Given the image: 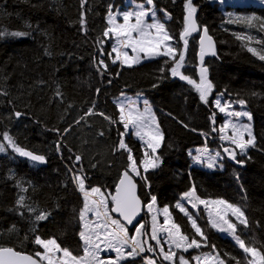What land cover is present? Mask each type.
<instances>
[{
  "label": "trees",
  "instance_id": "1",
  "mask_svg": "<svg viewBox=\"0 0 264 264\" xmlns=\"http://www.w3.org/2000/svg\"><path fill=\"white\" fill-rule=\"evenodd\" d=\"M128 1L146 3V0H87L82 7L81 0H0V32L4 33L0 36V92L7 93L0 95V134L8 131L20 146L46 158L40 164L22 158L11 148L0 152V246L34 255L36 251L42 252L33 242L35 235H40L43 239L55 238L62 247L82 254L78 234L83 199L73 183V172L88 178L86 189L98 186L105 195L114 194L116 184L129 166L128 151L113 150L123 132L115 101L121 95H141L155 108L164 136L158 150L162 164L146 173L150 187L136 180L142 203L147 205L151 195H155L157 207L169 206L182 232L198 240L187 218L174 207L182 193L195 185L202 199L222 198L241 205L249 219V228L240 225L238 234L247 244L264 251V60L248 51L253 47L264 54L261 27L264 10L252 5L226 6L225 14L211 0H193L198 8L200 31L207 26L216 45V55L204 62L214 84L209 103L204 104L192 85L171 77L167 71L163 74L165 78L158 80L167 58L120 68L108 55L110 44L97 42L108 26L109 6L112 12L121 11ZM153 6L161 13L166 10L170 14L166 27L182 48L179 33L183 28L184 0H154ZM82 12L86 31L79 23ZM248 16L257 19L251 25L237 20ZM17 31L27 35H11ZM198 39L199 35L189 37L182 69L197 82ZM100 59L108 65L106 72L102 68L97 71ZM157 83L159 86L153 87ZM57 91L60 96L56 95ZM221 93L230 103L246 101L244 106L252 115L258 147L249 149L247 156L237 157L245 160L244 166L225 161L224 170L205 171L191 166L188 153L217 141L222 117L215 112L213 103ZM90 108L94 114L86 115ZM16 111L22 113L19 118L14 115ZM213 113L215 124L209 119ZM214 127L217 131H212ZM125 143L139 163L142 158L139 144L132 138H127ZM76 155L82 157L79 163L75 162ZM18 182L28 188L26 193ZM19 195H25L34 207L50 210L52 215L46 221L33 222L27 212L22 218L10 211ZM199 215L209 248L213 250L214 245L226 264L237 261L246 264L239 246L211 230L203 214L199 212ZM13 225L15 230L9 231ZM183 256L192 264L189 255ZM145 257L164 264L155 253L146 251ZM124 264L143 262L135 258Z\"/></svg>",
  "mask_w": 264,
  "mask_h": 264
},
{
  "label": "snow or ice",
  "instance_id": "2",
  "mask_svg": "<svg viewBox=\"0 0 264 264\" xmlns=\"http://www.w3.org/2000/svg\"><path fill=\"white\" fill-rule=\"evenodd\" d=\"M86 2L87 0H81V6L83 7ZM153 4L154 0H146V5H141L139 10L124 12L122 14V23L118 22L116 15L111 11L112 6L110 5L107 17L108 26L104 29L102 37L97 38V42L103 45L106 40H114L112 52L115 53V58L112 62L116 63L119 61L122 65H127L128 67L139 64L142 58L166 57L165 66L159 70L161 76L158 80H163L165 78L163 74L167 71L171 77H178L180 80L192 85L199 94L200 101L208 104L209 97L213 93L214 84L209 78V69L204 65V60L208 54L215 56L216 51L213 37L209 35L207 26L203 27L199 38V82L189 75H185L182 71L186 64L189 37L193 33L200 31L197 21V6L193 3V0H184L183 28L179 33V41L183 44L181 48L176 42L174 34L166 27V23L161 22L157 18L154 7H148L153 6ZM162 11L165 13V20H170V14L166 10ZM149 16L152 17L151 23L146 20ZM256 19L257 17L255 16L237 18L238 21L249 25ZM79 23L82 30L86 31V20L83 12ZM261 27L264 28V23L261 24ZM2 35L4 33L0 32V36ZM11 35L24 36L27 33L17 31L12 32ZM237 38L239 39L240 37ZM129 49L131 50V55L127 51ZM248 51L253 55H258L260 60H264V54L258 53L255 48L249 47ZM104 54L101 48L100 55L103 56ZM141 54H143V57ZM108 55L111 56V53H108ZM97 63V71H100L101 68L104 72L107 71L108 65L103 59L98 60ZM104 72H101V75ZM158 86V83L153 85V87ZM99 91L97 89V93ZM0 95H7V93L0 92ZM56 95L60 96L61 94L57 91ZM220 96H223V93ZM220 96L214 101V107L219 112L225 113L228 117H235L237 120L241 117H247L249 121L252 120L251 114L247 111H230L231 103L222 102ZM143 103V109L136 106L134 101H128V103L120 102L117 105L119 123L123 125L125 131L120 133L119 144L113 150L128 151L130 163L116 184L114 194L105 195L98 186L86 189L85 181L88 178L79 172H73V183L77 186L78 191L84 195V205L79 211L81 230L78 234L83 242V254H74L69 248L62 247L55 238L43 239L40 235H35L33 242L43 249L42 252L36 251L34 255H29L18 251L14 247L0 246V264H120L122 260L127 258L134 259L146 251L157 254L164 261L170 262V264H176L177 259L179 264H190L189 260L176 250L187 252L192 248L200 249L202 243L204 246L207 245V235L201 226L198 225L193 214H190L185 206V201L193 209H196L197 205L204 206L208 213L209 225L220 232H229L244 253L251 257L247 264H264V251L247 244L238 234L240 225H243L245 229L249 228V219L245 214L244 208L222 198L215 200L202 199L198 195L195 185L182 193L181 199L176 202L174 207L188 218L195 235L200 237L199 240L182 232L181 225L173 220L169 206L166 205L162 209L157 207V197L155 195H151L150 201L145 205L148 212L152 214L150 234L145 223L134 225L136 234H129L127 225H133V221L142 210V202L137 195V184L134 177H141L145 184L150 187L146 173L149 170L155 171L162 164V157L158 154V149L162 147L164 136L148 101L144 100ZM238 103L243 106L246 101L241 99ZM88 114H94L93 108L88 110L86 115ZM14 115L19 118L22 113L16 111ZM99 115L104 116V119L109 120L111 123H116L115 120L104 113H99ZM209 119L215 124V113ZM76 123L78 124L80 121H76ZM184 126L188 127V125ZM129 130H133L134 134L147 145V149L151 150L149 152L145 149L144 158L139 163L134 159L131 149L128 148L123 138ZM229 130H231V134H229ZM56 131L59 133L58 129ZM64 131L68 132L69 129ZM212 131H217V129L214 127ZM219 133L221 141H226L229 145L234 146L224 147L223 152L241 166H244L245 160L237 159V157L247 156L250 148L258 147L250 123H234L232 119H228L219 127ZM201 134L207 135L206 133ZM0 135H2L0 152H5L6 148H11L12 151L18 153L21 157H27L33 162H46L44 155L26 150L25 147L17 143L8 131H4ZM100 135H103V132ZM60 147L61 145L58 143V151ZM189 155L194 164H201L209 169L217 166L223 167L222 163H220L223 159L221 153H211L206 145L203 148H198L195 155L191 152ZM81 160L82 157L80 155L75 156L76 163ZM141 168L144 175L140 171ZM69 170L72 171V169ZM18 186L21 187L22 192L26 193L28 191V188L19 185V182ZM241 191H245L243 187H241ZM9 210L17 212L22 218L27 212L33 222L46 221L52 215L50 210L34 207L28 202V198L25 195H19L15 201V207ZM112 213L118 214V217H113ZM160 215L163 216V223L158 219ZM14 230L15 225L9 229V231ZM32 231L35 233V229ZM25 239H29L28 235L25 236ZM150 241H155V246ZM165 244L168 245L167 250H165ZM212 247L213 251H215V246L213 245ZM157 248L159 249L158 253H156ZM104 250L114 251L116 253L115 259H103L101 252ZM144 259L145 264H159L156 259L149 257H144ZM193 259L197 261V264H201V261H203V264H226V261L221 259L219 255L205 254L203 257H193ZM232 259H235V257H232ZM237 264H240V262L237 261Z\"/></svg>",
  "mask_w": 264,
  "mask_h": 264
},
{
  "label": "rangeland",
  "instance_id": "3",
  "mask_svg": "<svg viewBox=\"0 0 264 264\" xmlns=\"http://www.w3.org/2000/svg\"><path fill=\"white\" fill-rule=\"evenodd\" d=\"M211 2L213 3H216L217 5H218V7H219V9L220 10H222L225 14H226V10H225V7L226 6H231V7H235V6H240V5H245V6H255V7H258V8H262L263 10H264V0H211ZM141 5H146V3L145 4H135V3H133V2H131V1H128L127 2V5L125 6V9L124 10H121V11H116V12H112L114 15H116V17H117V20H118V22H120V23H122L123 22V19H122V14L124 13V12H127V11H136V10H139V7L141 6ZM148 7H154V6H148ZM154 10L156 11V14H157V18L161 21V22H165L166 23V20H165V14H163V13H161V12H159V11H157L155 8H154ZM146 20H147V22L148 23H151L152 22V17L151 16H149V17H147L146 18ZM109 44H110V53H111V59L113 60L114 58H115V53H113L112 52V47H113V44L115 43V41L114 40H106ZM127 51H129V54L131 55L132 53H131V50L129 49V50H127ZM141 56L143 57V54H141ZM158 58H164V57H155V58H142L141 59V62L139 63V64H141V63H143V62H147V61H151V60H154V59H158ZM166 58V57H165ZM120 67H128L127 65H122L119 61H117L116 62ZM139 64H134L133 66H136V65H139ZM218 96H220V95H218ZM217 96V97H218ZM216 97V98H217ZM215 98V99H216ZM220 99L222 100V102H228V101H226V100H224V98H223V96H220ZM144 100H146L143 96H141V95H137V96H130V95H121L120 97H118V99H116V101H115V104H116V106L118 105V103H120V102H123V103H128V101H134L135 103H136V106H138L139 108H141V109H143V107H144ZM149 103V102H148ZM150 105V104H149ZM213 105H214V103H213ZM151 106V109H152V112L154 113V115H155V117H156V122L158 123V125H159V122H158V118H157V114H156V111H155V108L152 106V105H150ZM118 108V107H117ZM214 109H215V112L218 114V115H220L221 117H222V123L220 124V126L226 121V120H228V119H232V121L234 122V123H250L251 124V126H252V120L251 121H249L248 119H247V117H241V118H239L238 120L235 118V117H228L225 113H221V112H219V110L218 109H216L215 107H214ZM119 111V110H118ZM230 111H233V112H244V111H247L242 105H240V104H231V109H230ZM248 112V111H247ZM120 125H121V127H122V130H123V132L125 131L124 130V127H123V125L121 124V123H119ZM219 126V127H220ZM229 134H231V130H229ZM220 133H219V128H218V137H217V141H214L213 142V144L214 145H212V146H209V145H207V144H205L207 147H208V149H209V151L211 152V153H215V152H220L221 153V155H222V157H223V159L220 161V163H222V165H223V167H220V166H217V167H215V168H213V169H209V168H207V167H205V166H203V165H201V164H194L193 163V161H192V158H191V156L189 155V153L191 152L193 155H195L196 154V150L198 149V148H196V149H191L190 151H189V153H188V156H189V159L191 160V166H193V167H197V168H200V169H203V170H205V171H222V170H224V161L226 160V158H228V156H227V154H226V156H224V154H223V148L224 147H234V146H232V145H229L228 144V142H226V141H221L220 140ZM124 141L126 142V139L127 138H132L134 141H136L138 144H139V146H140V150H141V154H142V158H141V160L144 158V154H145V149H147V145L144 143V141H142L139 137H137L135 134H134V131L133 130H129L125 135H124ZM205 141H207V139H204ZM214 140V139H213ZM204 145V146H205ZM203 146V147H204ZM203 147H201V148H203ZM149 152L151 151L150 149H147ZM126 151V150H125ZM237 151H239L238 149H237ZM249 151V150H248ZM130 163V162H129ZM140 171H141V173H142V175H144V173H143V169L141 168L140 169ZM149 171H151V170H149ZM134 179L135 180H138L139 182H145L141 177H139V176H136V177H134ZM75 185V184H74ZM75 188H76V190H77V192L81 195V197H82V199H83V205H84V195H83V193H81L80 191H78V189H77V186L75 185ZM180 199H181V197H180ZM179 199V200H180ZM185 203V206L187 207V209L189 210V212H190V214H193V216H194V218L197 220V223H198V225L200 226V223H199V220H198V217L197 216H200L199 215V212H201L203 215V217H205L204 219L206 220V222H207V225H208V227L211 229V230H213L215 233H218L220 236H222V237H225V238H228L229 240H231L233 243H235L236 245H238V243L236 242V240L234 239V237L229 233V232H220V231H218L217 229H214V228H212L210 225H209V223H208V213H207V210L204 208V206L203 205H197V208L196 209H193L192 207H191V205L190 204H188L187 203V201H185L184 202ZM159 209H162V208H159ZM178 210V209H177ZM179 211V210H178ZM180 212V211H179ZM184 217H186L182 212H180ZM144 215H145V220L146 221H144V222H141V223H145L146 225H147V231L149 232V234H150V231H151V213H149L148 212V209H147V207L145 206L144 207ZM187 218V217H186ZM158 219H159V221L161 222V223H163V216L162 215H160L159 217H158ZM187 220H188V218H187ZM189 222V221H188ZM189 224H190V226H191V223L189 222ZM192 228V227H191ZM193 229V228H192ZM193 231H194V229H193ZM195 232V231H194ZM129 234L130 235H135L136 234V232H135V228H134V230L132 231V232H129ZM198 237V236H197ZM200 239V237H198V240ZM152 242V244H153V246H155V241H151ZM81 243H82V247H83V242L81 241ZM239 246V245H238ZM146 247V246H145ZM164 247H165V250H167L168 249V245L167 244H165L164 245ZM42 249V248H41ZM239 249L243 252V254H244V256L246 257V260H245V263L247 264V261L249 260V259H251V257L250 256H248L246 253H244V251L239 247ZM128 250H130V249H128ZM175 250V249H174ZM42 251H43V249H42ZM176 251H178V253H181V254H183V255H189L190 256V258H191V262H192V264H197V261L195 260V259H193V257H203L205 254H211V255H213V256H216V255H218V253L216 252V251H213L212 249H210L209 248V246L208 245H206V246H204L203 245V243H202V247L200 248V249H196V248H192V249H189L187 252H183L182 250H176ZM159 252V249L157 248L156 249V253H158ZM82 254H83V252H82ZM81 254V255H82ZM101 257L103 258V259H105V260H110V259H115V257H116V253L114 252V251H111V250H104V251H102L101 252ZM144 257H145V253H141V255L140 256H138V257H136V258H138V259H141L142 260V262H143V264H145V259H144ZM160 257V256H159ZM131 259H133V258H127V259H125V260H122L121 262H120V264H124L127 260H131ZM135 259V258H134ZM160 259H161V261L164 263V264H170V262H168V261H164L163 260V258L162 257H160ZM201 264H203V261H201Z\"/></svg>",
  "mask_w": 264,
  "mask_h": 264
},
{
  "label": "water",
  "instance_id": "4",
  "mask_svg": "<svg viewBox=\"0 0 264 264\" xmlns=\"http://www.w3.org/2000/svg\"><path fill=\"white\" fill-rule=\"evenodd\" d=\"M202 31L203 30H201V31H199V32H197V33H193L192 34V36H196V35H199V38H200V34L202 33ZM215 43V42H214ZM199 50H200V45H199V39H198V54H199ZM215 51H216V45H215ZM197 54V57H198V75H199V66H200V60H199V55ZM214 56L213 55H211V54H208V55H206L205 56V60H207V59H211V58H213ZM205 60H204V62H205ZM223 154H225L224 152H223ZM226 155V154H225ZM22 158H26V159H28V160H30L29 158H27V157H22ZM227 159V162H229V163H235V161H233V160H231L229 157L228 158H226ZM37 163H39V162H37ZM40 164H43V163H40ZM135 182H136V180H135ZM136 184H137V182H136ZM136 191H137V195H138V197H139V186H138V184H137V189H136ZM115 193V192H114ZM140 198V197H139ZM142 202V201H141ZM141 207H142V210H141V212L139 213V215L136 217V219L133 221V225H127V227H128V231H133L134 230V228H135V226L134 225H137L138 223H141L142 222V219L145 217V215H144V207H145V205L143 204V203H141ZM112 215H113V217H118V214H116V213H112Z\"/></svg>",
  "mask_w": 264,
  "mask_h": 264
},
{
  "label": "crops",
  "instance_id": "5",
  "mask_svg": "<svg viewBox=\"0 0 264 264\" xmlns=\"http://www.w3.org/2000/svg\"><path fill=\"white\" fill-rule=\"evenodd\" d=\"M164 14V13H163ZM167 21V20H166ZM117 64V63H116ZM120 67V66H119ZM132 67H134V66H132ZM120 68H123V67H120ZM124 68H130V67H124ZM231 104H239V103H231ZM243 107L246 109V107L243 105ZM247 110V109H246ZM156 111V110H155ZM248 111V110H247ZM252 116V115H251ZM252 131H253V119H252ZM193 149H196V148H193ZM251 149V148H250ZM159 150V149H158ZM224 156H226L225 154H224ZM225 161H227V159L225 160ZM224 161V162H225Z\"/></svg>",
  "mask_w": 264,
  "mask_h": 264
}]
</instances>
